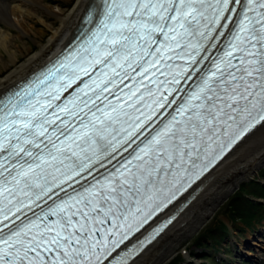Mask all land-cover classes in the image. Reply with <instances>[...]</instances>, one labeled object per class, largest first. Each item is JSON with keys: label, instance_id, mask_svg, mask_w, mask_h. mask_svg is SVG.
I'll use <instances>...</instances> for the list:
<instances>
[{"label": "snow or ice", "instance_id": "6c2138e0", "mask_svg": "<svg viewBox=\"0 0 264 264\" xmlns=\"http://www.w3.org/2000/svg\"><path fill=\"white\" fill-rule=\"evenodd\" d=\"M209 48L222 54L198 59ZM193 77L175 114L133 148ZM261 122L264 0H104L74 53L0 97V264H103L118 246L110 236L127 239L160 210L162 176ZM121 148L132 152L114 171L65 192Z\"/></svg>", "mask_w": 264, "mask_h": 264}, {"label": "bare ground", "instance_id": "6f19581e", "mask_svg": "<svg viewBox=\"0 0 264 264\" xmlns=\"http://www.w3.org/2000/svg\"><path fill=\"white\" fill-rule=\"evenodd\" d=\"M91 2L0 0V93L54 56ZM263 161L264 122L216 164L194 200L130 264H162L171 258L175 246L210 216L213 207L244 175L254 172Z\"/></svg>", "mask_w": 264, "mask_h": 264}, {"label": "rangeland", "instance_id": "374dc122", "mask_svg": "<svg viewBox=\"0 0 264 264\" xmlns=\"http://www.w3.org/2000/svg\"><path fill=\"white\" fill-rule=\"evenodd\" d=\"M252 173L240 179L237 186L213 207L214 212L212 211L196 230L182 239L175 246L173 256L162 264L176 258L177 261H184L181 264H219L218 261L223 264H237L242 258L236 255L239 252L251 258L250 264H264V234H257V231L264 229V212L258 210L260 214L257 215L256 211L253 213V209L248 207L249 203L254 206H257L259 201L262 203L264 161ZM236 208L239 215L236 214ZM250 212L259 217L253 216L254 219H250ZM237 216H240V219H237ZM248 251L250 253H247Z\"/></svg>", "mask_w": 264, "mask_h": 264}, {"label": "trees", "instance_id": "16d2710c", "mask_svg": "<svg viewBox=\"0 0 264 264\" xmlns=\"http://www.w3.org/2000/svg\"><path fill=\"white\" fill-rule=\"evenodd\" d=\"M248 207H250V209H253L251 212L254 213V212L256 211V214H257V215L260 214V212H258V210H262V211L264 210V207H262V206L259 205V204H258L257 206H254L253 203H249V206H248ZM253 207H254V208H253ZM254 209H256V210H254ZM236 210H237V213H236V214L239 215V212H238V209H237V208H236ZM241 210H242V209H241ZM241 210H240V211H241ZM244 210H245V212H246V209H244ZM262 211H261V212H262ZM251 212L248 213L250 218L252 217V218L254 219L255 216H256V217H259V216H257V215L254 216ZM263 212H264V211H263ZM253 216H254V217H253ZM237 219H240V216H237ZM247 221H248V220H247ZM167 264H175V261H171L170 263H167Z\"/></svg>", "mask_w": 264, "mask_h": 264}]
</instances>
